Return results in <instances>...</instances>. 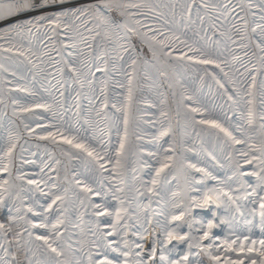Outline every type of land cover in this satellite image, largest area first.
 Listing matches in <instances>:
<instances>
[{"label": "snow or ice", "instance_id": "snow-or-ice-1", "mask_svg": "<svg viewBox=\"0 0 264 264\" xmlns=\"http://www.w3.org/2000/svg\"><path fill=\"white\" fill-rule=\"evenodd\" d=\"M5 209L0 264H264V0H0Z\"/></svg>", "mask_w": 264, "mask_h": 264}, {"label": "rangeland", "instance_id": "rangeland-1", "mask_svg": "<svg viewBox=\"0 0 264 264\" xmlns=\"http://www.w3.org/2000/svg\"><path fill=\"white\" fill-rule=\"evenodd\" d=\"M197 211L199 213V210H197ZM5 213H6V209L3 210V211H0V216H3ZM199 214L204 215L205 218H210V212H208V211H205L204 213H199Z\"/></svg>", "mask_w": 264, "mask_h": 264}]
</instances>
